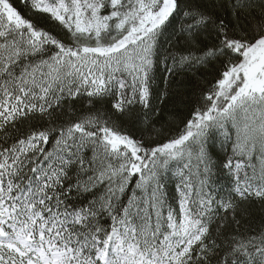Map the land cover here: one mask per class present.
Here are the masks:
<instances>
[{
    "label": "snow or ice",
    "instance_id": "snow-or-ice-1",
    "mask_svg": "<svg viewBox=\"0 0 264 264\" xmlns=\"http://www.w3.org/2000/svg\"><path fill=\"white\" fill-rule=\"evenodd\" d=\"M0 264H264V0H0Z\"/></svg>",
    "mask_w": 264,
    "mask_h": 264
},
{
    "label": "trees",
    "instance_id": "trees-1",
    "mask_svg": "<svg viewBox=\"0 0 264 264\" xmlns=\"http://www.w3.org/2000/svg\"><path fill=\"white\" fill-rule=\"evenodd\" d=\"M134 119V118H133ZM216 151H219V146L218 145H216V149H215ZM172 185H169V191H171L172 190Z\"/></svg>",
    "mask_w": 264,
    "mask_h": 264
}]
</instances>
